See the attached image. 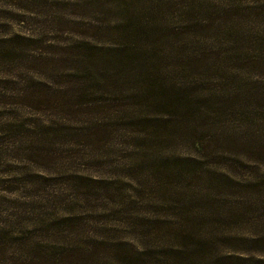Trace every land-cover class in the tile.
I'll return each mask as SVG.
<instances>
[{
  "label": "rangeland",
  "instance_id": "374dc122",
  "mask_svg": "<svg viewBox=\"0 0 264 264\" xmlns=\"http://www.w3.org/2000/svg\"><path fill=\"white\" fill-rule=\"evenodd\" d=\"M32 1L0 0L1 40L19 33L59 44L74 42L71 68H79L82 62L78 57L82 59L85 52L112 54L122 42L118 34L103 32L107 26L100 14L92 12L87 0V4H80L77 0H43L42 5ZM130 2V12H137L139 17L144 9L151 12L159 10L160 22L153 30L159 28L162 33L148 39L144 48L152 45L150 41L160 48L164 41L177 39L175 43H179L181 36L173 37L172 30L183 27L191 31L195 24L199 27L200 23H204L210 14L240 4L252 7L264 0ZM185 4L187 8L191 7L190 18L185 15ZM193 14H196L195 18ZM89 22L95 25L97 32L86 28ZM211 39H206L209 44ZM128 40L131 44L135 43L133 39ZM128 40L124 38V43L131 52ZM143 42L139 41L136 48L141 47ZM47 45L39 48L54 51ZM158 50L164 61L157 69L165 79L161 78L159 83L168 84V80H174L170 82L178 86L182 78L191 80L190 90L196 96L200 95L203 87H211L210 84L196 83L189 73L183 76L174 54L170 55V61L166 48ZM176 52L173 50V53ZM138 58V55L132 54L122 58L125 65H121L120 73L115 74L111 92H103L97 85L101 73L92 76L98 67L88 73L91 80L87 86L90 88L80 108L70 111L69 123L59 126L60 137L56 141L60 142L54 147L59 144L61 147L55 158L39 156L38 161L32 158L31 162L29 156L10 154L11 161H17L13 163L4 160V156L0 158V189H12L0 193V211L7 210L1 216L12 219H16L17 215L32 217L26 211L28 208L23 200L29 192L41 194L42 200H37H40V207L46 205L43 211L54 212L56 209L75 219L73 226L70 224L69 227H66L67 222H59V233L55 239L60 243L55 244L57 249L69 245L67 242L73 237L70 241L74 245L73 250L89 248L88 257L84 255L86 262L98 254H106V244L121 243L120 249L127 251L151 250L148 254L150 260L143 263L163 264L155 259L163 261V257L173 256V251L180 247H184L189 254L197 248L202 249L204 244L201 246L200 242H204L208 247L192 258L188 255L190 261L184 256V264H217L216 258L228 260L226 255L233 257L230 259L233 264H264V253L252 250L262 247L261 244L251 241L256 235L264 234V158L260 154L261 158H257V155L241 148L236 150L235 156L221 153L196 159L200 154L192 145V137L183 136V129L175 126L170 116L154 114L155 108L151 106L149 97H141V93L144 96L146 91L144 80H153V74L146 75L153 72V67L144 55L138 61L139 67L132 71L130 59ZM22 64L30 67L26 59L22 60ZM12 65L16 62L6 67L0 65V76L11 72L20 75L12 71ZM166 71L170 72L165 75ZM9 91V85L0 79L2 96L8 95ZM131 94L135 98H131ZM116 95L118 99L115 103L111 98ZM108 97L110 100L105 102ZM5 100L6 97H0V116H8V112L13 110L12 106L5 104ZM114 105L125 109V120L114 116ZM42 108L39 116L46 124L50 114L46 113L45 107ZM204 123L200 121L199 125ZM226 159L233 160L229 162ZM238 164L240 166L237 167ZM235 174L254 175L262 185L235 187L232 181L225 178L237 179ZM207 178L212 179V184ZM183 225L184 231H180ZM6 233L9 232L5 231L0 236L3 241L9 240ZM20 236L24 235L17 234V237ZM169 249H172L170 254L167 252ZM5 250L10 252L12 248L4 244L0 247V254ZM73 258L76 262L82 261L78 256ZM223 260L217 262L225 263Z\"/></svg>",
  "mask_w": 264,
  "mask_h": 264
},
{
  "label": "trees",
  "instance_id": "16d2710c",
  "mask_svg": "<svg viewBox=\"0 0 264 264\" xmlns=\"http://www.w3.org/2000/svg\"><path fill=\"white\" fill-rule=\"evenodd\" d=\"M32 2L37 5L44 3L43 0ZM77 2L80 4L88 2L93 8H90L92 12L102 16L101 19L107 26L103 32L118 34L122 42L112 54L85 52L81 56L83 60L78 57L82 62L79 68H71L74 42L62 44L49 40L43 42L36 39L35 35L28 37L19 33L0 39V65L6 67L16 62V65H12V71L20 73L16 75L11 72L6 76H0V79L10 87L9 94L2 96L3 94L0 93V97H6L5 104L13 107V110L8 112V116H0V158L4 156L3 159L11 163L17 161H11L10 154L29 156L28 160L31 162L32 158L38 161L39 156L55 158L57 150L61 147L60 144L54 147L60 142L56 141L60 137L59 126L69 123L70 111L80 108L90 88L87 86V82L91 80L88 73L95 66L98 67L97 72H93L92 76L101 73L97 85L103 92L105 90L111 92V88L114 87L113 79H116L115 74L120 73L121 65H125L122 58L131 54L139 56L138 59H130L129 63L133 64L132 71L133 69L136 71L139 67L138 61L144 55L153 67V72L146 74L147 76L153 74V80H144L146 91L144 96L141 93V97L144 99L149 97L151 106L155 108L154 114L170 116L171 122L183 129V136L192 137V145L200 154L196 159L221 153L235 156L236 150L241 148L257 155V158H261L260 155L264 158V136H262L264 135V2L254 4L252 7L240 4L222 9L216 14H210L204 19V23L199 24V27L195 24V28L191 31L183 27L172 30L173 37L181 36L179 43H175L177 39L164 41L160 48L153 44L154 41H150L152 45L144 48L149 42L148 39L151 40L153 35L162 33L159 28L153 30L160 22L159 10L151 12L144 9L142 16L139 17L136 15L137 12H130L132 4L130 0H87V2L77 0ZM187 6L185 4L184 12L190 18L192 10ZM193 15L195 18L196 14ZM208 20L210 23H207ZM86 28L93 33L97 32L93 23H87ZM124 38L135 40L132 44L128 40V48L131 52L126 49ZM210 38L212 43L209 44L210 41L206 39L210 40ZM139 41H144L143 45L136 48ZM46 44L54 51L39 48ZM157 48H166L170 61L172 60L170 55L174 54V60H177L183 76L189 73L193 75L196 83L210 84L211 87H203L200 95L196 96L190 90L191 80L183 79L179 74L182 81H179L178 86L170 82L174 80H168V84L159 83L161 78L165 81L164 75L157 69L164 58ZM173 50H177L176 54ZM24 59L30 67L27 68L26 64L21 65ZM173 66L176 69L175 64ZM168 72L170 71H166L165 75ZM189 78L192 79L190 76ZM117 96L111 98L115 103ZM131 98H135V95L131 94ZM108 100L110 97L105 102ZM42 106L46 108V113L50 114L46 124L39 116L43 112ZM113 107H116L113 110L114 116L125 120V109L120 108L119 105ZM200 121L206 122L201 126ZM218 149L226 151L221 152ZM227 156L225 158H229ZM226 160L230 162L233 159ZM219 175L223 176V174ZM225 178L232 181L235 187L253 188L262 185L260 179L254 175L253 177L236 175L237 179L227 176ZM207 181L212 184L211 178H207ZM9 191L12 189H0V193ZM37 199L42 200L41 194L29 192L23 200V204L28 208L26 211L30 212L32 217L17 215L16 219L6 216L5 218L1 215L5 211L7 213V210L0 211V236H3L5 231L9 232L6 233L9 240L3 241L0 238V247H4L5 244L12 248L10 252L5 250L0 254V264H146L143 262L150 260L148 254L151 250L140 249L139 252H132L120 249L123 245L121 243H113L106 244V254H98L94 259L86 262L84 255L87 256L89 248H83L81 251L73 250L74 245L71 244L73 237L67 242L69 245L57 249L55 244L60 245V243L55 239L59 233L57 230L59 222H67L66 227H69L70 224L73 226L75 219L63 212H57L56 209L54 212L43 211L46 205L40 207V200ZM174 226L171 228L173 229ZM180 231H184V225ZM17 234L24 236L17 237ZM74 241H76L75 237ZM251 241L262 246L254 247L252 250L264 253V234L256 235ZM200 243L201 246L204 244V247L197 248L189 254L184 247H180L178 252L173 251V256L163 257L162 254L163 261L160 258L155 260L163 264H184L188 255L192 258L195 253L198 254L200 250L208 247L204 242ZM171 250L167 252L170 254ZM73 256H78L82 261L76 262ZM226 256L225 259L228 260H223L222 257L216 258L217 261L222 259L225 263L222 261L215 263L233 264V260H230L233 257ZM188 260L191 259L188 257Z\"/></svg>",
  "mask_w": 264,
  "mask_h": 264
}]
</instances>
